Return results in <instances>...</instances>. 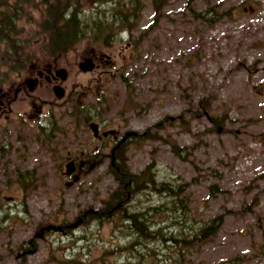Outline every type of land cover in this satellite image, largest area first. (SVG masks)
<instances>
[{"label": "rangeland", "instance_id": "374dc122", "mask_svg": "<svg viewBox=\"0 0 264 264\" xmlns=\"http://www.w3.org/2000/svg\"><path fill=\"white\" fill-rule=\"evenodd\" d=\"M164 1L158 15L153 0H143L136 30L111 47L85 41L49 58L41 36L33 41L34 57L15 64L23 71L11 80L38 82L33 91L27 85V101L20 96L15 109L29 118L36 115L33 101H53L46 115L61 130L51 142L32 119H21L20 127L9 124L16 114L0 120V143L10 145L0 159V264H264V0ZM204 12L214 21L196 17ZM89 61L98 68L83 69ZM47 64L54 65L64 98L32 70ZM75 108L88 109L90 122L77 120ZM217 117L223 121L214 123ZM92 122L110 136L95 139ZM159 125L162 140H156ZM127 132H147L149 139L128 144L130 171L155 163L158 182L187 184L183 210H172L173 200L155 192L136 197L132 212L162 204L169 212L152 211L151 229L161 232L134 252V237L119 218L90 222L118 187L108 163ZM173 143L190 157L177 156ZM87 148H100L107 165L69 186L61 177L64 159L69 150ZM18 171L36 175L27 191ZM220 215L218 232L199 237Z\"/></svg>", "mask_w": 264, "mask_h": 264}, {"label": "trees", "instance_id": "16d2710c", "mask_svg": "<svg viewBox=\"0 0 264 264\" xmlns=\"http://www.w3.org/2000/svg\"><path fill=\"white\" fill-rule=\"evenodd\" d=\"M153 4L159 15L161 6L163 8L166 2L153 0ZM144 8L143 0H0V85L14 79V74L22 73L23 67L15 65L17 61L25 63L34 57L31 55L36 54L32 51L35 38L43 36L42 50L49 58L67 54L85 41L92 45L111 47L119 35L130 34L136 30L141 22ZM36 14L39 15L38 20L34 17ZM196 17L209 22L214 21L208 16V12L197 14ZM25 24L33 25L36 34L31 36ZM75 110L77 117L90 122L88 109L75 108ZM222 121L218 117L213 119L216 124ZM157 128L156 140H159L160 125ZM147 136L144 135L141 139L146 141ZM171 145L180 158L190 157L191 154L184 148H179L175 143ZM183 152L186 154L183 155ZM117 155L119 163L117 167H110V174L118 187L102 201V208L91 215L90 222L104 224L119 218L121 228L130 230L129 233L134 237L130 242V250L134 252L138 246L144 244V239L150 242L153 235L158 236L161 232V229H151L152 211L157 213L167 211V215L169 212V208L163 204L132 212V207H136L132 206L136 203V197L148 196L151 192H155L169 196L173 200L172 210H183L184 199L181 196L187 184H180L181 186L175 188L168 182H158L155 163L135 174L128 167L126 149L122 148ZM20 178L19 183L25 191L35 180L34 175L30 173L21 175ZM216 187V185L211 187L212 193ZM85 214L87 213L82 216ZM223 220L224 216L220 215L206 223L200 229L199 237L206 239L215 235ZM81 223L82 219L76 224ZM157 241L158 239L155 242ZM182 243L187 246L189 244L187 240H182Z\"/></svg>", "mask_w": 264, "mask_h": 264}, {"label": "flooded vegetation", "instance_id": "af4514ba", "mask_svg": "<svg viewBox=\"0 0 264 264\" xmlns=\"http://www.w3.org/2000/svg\"><path fill=\"white\" fill-rule=\"evenodd\" d=\"M93 60L96 62L97 57L95 56L93 58ZM95 62H93L95 64L94 67L98 68V66L96 65ZM32 70H34L36 72V74L40 77V79H41L40 81H45L49 85H54V88L56 86H58L57 85L58 84V77H57L58 75H57V72H55V68H54L53 64H47L44 68H41L39 66L38 67L33 66ZM10 81L6 82V83H8L10 88H7V89L4 88V86L7 84L0 86V120H2L3 118H5V120L12 119L10 117V115L16 114V117L12 121H9V124L14 125V126L17 125V127H20L21 126V123H20L21 119H23V120H28V119L31 120L32 119V123H34L37 126L39 133H42L44 135L45 141L48 138L51 142H55L58 139L57 136L55 135V133L60 132L61 129L59 126H57V124H56L57 122L54 123L55 122L54 115H53V117L51 115L50 116L46 115V109L53 104V101H45V102H42L40 104H38L37 101H33L31 103V105L33 108H35L34 112L36 113V115L28 118L27 116H25L23 114V111L21 109H15L16 103L20 102L19 101L20 96L24 97V101L25 100L27 101V93H26L27 84L25 83L26 81L23 84L22 83L18 84V82L13 81V80H10ZM65 96L66 95H65V90H64V95L62 98H64ZM69 103H67V105ZM72 104H73V102L71 103V107H70L71 110H69L67 112L68 115H70V116L74 113L73 112L74 111V105L72 106ZM24 112H26V111H24ZM19 115H21V116H19ZM74 117L70 118V122H72ZM63 118H65V117H63ZM76 119L80 120L79 117H76ZM65 120H66V118L64 120H61V121H65ZM83 121L85 123H87V121H85V120H83ZM77 122H79V121H77ZM92 123H95L97 125V127H98L97 132H95L91 129L90 125ZM92 123L89 124V128H90V130L93 131L95 139H98L100 142H102V140H106L110 136L109 132L102 131L101 126H100L101 124L96 123V122H92ZM68 128L71 131V128L70 127H68ZM112 133H114V132H112ZM144 135H148V133L145 132V134H143V136ZM141 138L142 137H141V134L139 132H127L124 135V137L120 141L117 142L116 146L113 147L108 165H110V167H117V164L119 163L117 153L122 148H123V150L127 149L128 144L134 142V140L135 141L142 140ZM115 140L116 141L118 140L117 136L115 137ZM142 141H145V140H142ZM147 141H149V139H147ZM9 148H10L9 144L0 143V159H2V158L5 159L7 152H9V150H10ZM107 159H108L107 154L102 153L100 151V148H96V150L93 152L88 150V148L85 150H78V149L69 150L67 153V157L64 159L65 163H66L65 164L66 167H65V170L62 171L61 177L63 178L66 176L70 180V181H68L67 184L69 186H71V185L73 186L74 184H78V183L82 182V180H84V178L86 179L87 177L93 175L98 170L99 167L101 168L102 166H106L107 165L106 164ZM26 173L33 174L34 178L36 177L34 171H29V172L27 171ZM21 175H24L23 172L18 171L17 176L20 178ZM35 179H37V178H35ZM73 227H75V226H73ZM63 230L64 229L62 227V229L60 231H63Z\"/></svg>", "mask_w": 264, "mask_h": 264}, {"label": "water", "instance_id": "95a60500", "mask_svg": "<svg viewBox=\"0 0 264 264\" xmlns=\"http://www.w3.org/2000/svg\"><path fill=\"white\" fill-rule=\"evenodd\" d=\"M82 68L85 69V70H88V69H93L94 68V64L89 61L85 64L82 65ZM59 77L65 79L66 78V71L65 70H62V72L59 74ZM28 87L33 91L35 89V85H36V80L35 79H28L26 80L25 82ZM56 95L59 97V98H62L63 95H64V89L63 88H60V87H56ZM91 129L95 132H97V125L95 123H92L90 125ZM80 223V222H79ZM78 224L75 225V227L77 226ZM47 231L50 230V227L46 229ZM44 233V230H42V234Z\"/></svg>", "mask_w": 264, "mask_h": 264}]
</instances>
